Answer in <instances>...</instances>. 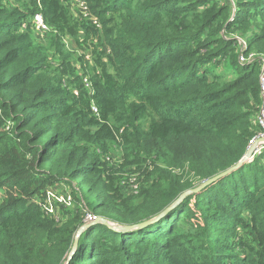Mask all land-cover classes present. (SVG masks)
<instances>
[{"label":"trees","instance_id":"trees-1","mask_svg":"<svg viewBox=\"0 0 264 264\" xmlns=\"http://www.w3.org/2000/svg\"><path fill=\"white\" fill-rule=\"evenodd\" d=\"M261 73L264 0H0V264H65L85 211L137 224L237 163ZM67 264H264V150L144 227L85 228Z\"/></svg>","mask_w":264,"mask_h":264},{"label":"built area","instance_id":"built-area-1","mask_svg":"<svg viewBox=\"0 0 264 264\" xmlns=\"http://www.w3.org/2000/svg\"><path fill=\"white\" fill-rule=\"evenodd\" d=\"M79 6H80L82 14L84 16H89V21L94 26L99 27L100 22L98 21V19L96 17H93L90 14L86 5L83 2H80ZM29 24H30V27L33 29V31H35L37 33L45 34L46 32L49 31V28H48L47 24L44 22L42 15L40 13L33 14L29 20ZM22 26L25 27V24H23ZM238 42H239V45H240L241 51H242V53L239 55V61L242 63L251 62L255 58V57L253 58L254 53L251 54L252 53L251 52L249 54H244L245 41H243L242 39H238ZM243 55H245V57H243ZM85 57L87 59H89L90 54L87 53ZM85 82H86V80H85ZM259 83H260V90H261V96H262V106H261L259 113L257 115V122H258L261 130L254 137H252L249 141L248 148L251 146L257 145L256 149L251 153V157L249 158V161H251L255 156L259 155L264 150V130H262V126L264 127V74L263 73L260 74V82ZM92 111L96 112L95 106H92ZM56 185L52 189L47 191V201L48 202H49V199L52 196H54V194H57V195L60 194V192H58V190H60V187H59L60 184L59 185L56 184ZM61 198L64 201H70L71 200L70 199V192L69 193L63 192V196H61ZM50 205L49 206L47 205L46 210L49 211L50 213H55L53 209L49 208ZM85 216L91 222H94L95 220L98 219L97 216H95L94 214H92L90 212H86Z\"/></svg>","mask_w":264,"mask_h":264},{"label":"water","instance_id":"water-1","mask_svg":"<svg viewBox=\"0 0 264 264\" xmlns=\"http://www.w3.org/2000/svg\"><path fill=\"white\" fill-rule=\"evenodd\" d=\"M257 145L251 146L249 147L248 151L245 153V155L234 165L228 167L227 169H225L224 171H221L215 175H213L212 177L203 180L200 185H198L195 189H193L192 191H186L185 193H183L178 199L177 201H175L171 206L167 207L166 209H164L162 212H160L159 214H157L155 217L151 218V219H147L144 220L142 222H139L137 224H133V225H125V226H120L117 224H113L111 222H108L107 220H104L102 218H98L97 220H95L94 222H91L89 224L83 225L80 230L87 228L95 223L101 222L104 223L106 225H108L109 227L115 228V229H120V230H129V229H136V228H141L146 226L149 223H152L154 221H156L157 219H159L160 217H162L164 214H166L173 206H175L184 196H186L187 194H189L190 192H197L200 189H202L203 187H205L208 184H211L212 182L218 180L219 178L227 175L228 173L232 172L233 170L237 169L238 167H240L241 165H243L244 163L249 162V158L251 157V153L256 149ZM80 230L76 233L75 235V239L70 251V254L65 262V264L68 263V260L71 258V256L73 255L75 248L77 246L78 243V234H80Z\"/></svg>","mask_w":264,"mask_h":264},{"label":"rangeland","instance_id":"rangeland-1","mask_svg":"<svg viewBox=\"0 0 264 264\" xmlns=\"http://www.w3.org/2000/svg\"><path fill=\"white\" fill-rule=\"evenodd\" d=\"M82 19H84V21L85 22H88L89 21V16H82L81 17ZM97 29H101V25L99 26V27H96ZM237 39H242V38H240V37H237ZM243 41H245L244 39H242ZM66 47H67V49H70V50H75L78 54L82 51V50H80V48H78L76 45H75V43H74V41H72L71 39H69V40H67V43H66ZM239 48H240V50H239V54H238V61H239V55L242 53V51H241V47L239 46ZM83 51H86V49L84 48L83 49ZM245 54V53H244ZM251 54H253V52L251 53ZM256 55V54H255ZM254 54H253V58L254 57H256ZM243 57H245V55H243ZM85 59L86 60H88L87 62L89 63V65H90V68L92 67V60H91V58H89V59H87L86 57H85ZM87 77H85L84 79H83V81H84V85H85V87L89 90L90 89V85H89V82H88V78L86 79ZM85 80H86V82H85ZM256 121H257V117H256ZM257 124H258V122H257ZM259 125V124H258ZM260 127V126H259ZM260 130H261V128H260ZM259 130V131H260ZM262 130H264V127L262 126ZM249 145V144H248ZM254 145V144H253ZM248 146H247V151H248ZM246 151V152H247ZM120 156V154L118 153L117 154V156H116V158H118ZM127 177H130V180H127V179H125V180H123L122 181V186H124V187H127L129 190H130V185L133 187V189H135L136 188V185L135 184H138V180L136 179L137 178V175H136V173H127ZM59 185V184H58ZM57 186V185H56ZM59 187H60V190H58V192H60V194H54V196H52L50 199H49V202H50V207L49 208H51V209H53L54 210V212H55V210L57 211V213L59 214V216L60 215H66L67 213L64 211V209H69L71 206H72V193H71V189L67 186V185H64V184H60L59 185ZM63 192L64 193H69L70 192V201H64L62 198H61V196H63ZM55 208V209H54ZM85 210H83V212H84ZM86 212L87 211H85V214H86ZM84 224L83 225H86V224H89V223H91V221H89L87 218H86V216L84 215ZM82 225V226H83ZM81 226V227H82ZM80 227V228H81ZM80 228L78 229V231L80 230ZM85 229V228H84ZM84 229H82V230H80V233L84 230ZM77 231V232H78ZM76 232V233H77ZM80 234H78V236H79Z\"/></svg>","mask_w":264,"mask_h":264}]
</instances>
